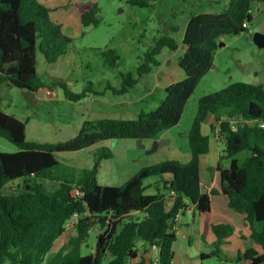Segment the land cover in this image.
Returning <instances> with one entry per match:
<instances>
[{"label": "trees", "instance_id": "trees-1", "mask_svg": "<svg viewBox=\"0 0 264 264\" xmlns=\"http://www.w3.org/2000/svg\"><path fill=\"white\" fill-rule=\"evenodd\" d=\"M254 3L264 0H231L224 13L192 16L183 38L186 52L179 59L185 79L168 86L159 107L142 112L138 119L86 121L75 138L40 144L27 140V122L0 110V139L5 138L19 148L15 153H0V264H131L140 257L143 247L145 251L148 248L155 251L150 264H174L177 219L191 206L205 218L206 228H211L217 237L210 252L201 253L202 262L264 264L262 87L234 83L201 98L189 132L190 162L166 161L144 167L123 186L99 183L101 159L92 169L76 174L55 157L56 153L82 151L107 140H157L177 126L200 81L213 68L221 40L249 31L243 25L252 21ZM93 4L91 11L80 15L84 27H97L101 23L97 1ZM129 4L145 9L151 7V0H129ZM50 13L39 0H0V85L7 83L34 94L51 88L38 74L37 51L47 63L56 64L67 53L71 39ZM166 49L172 52L179 49L178 41L170 34L158 39L152 51L146 53L137 76L121 75V87L111 88L114 94L129 93L141 78L161 65L158 57ZM101 54L110 67L117 66L120 57L115 50H104ZM58 85L72 102L84 100L89 93L104 94L93 87L74 93L66 84ZM211 119L216 124L211 126L212 131L217 129V123L221 127L225 144L221 161L229 160L230 166L226 169L218 166L220 188H213L210 195L227 196L229 208L251 227V238L262 247V253L248 249L229 260L222 246L234 229L229 223H211L212 201L202 190L200 174L201 157L210 151V137L203 134L202 128ZM238 120L242 124L234 127ZM242 153L246 154L244 159L239 158ZM110 157L103 155L106 159ZM153 177L157 182L145 186V181ZM18 181L25 183L24 192L3 194L7 185ZM48 182L57 184V189L50 191ZM152 187L157 193L146 194ZM74 217H78L76 235L50 255ZM96 225L102 229L96 250L94 254L83 255L82 247ZM139 264L146 261L142 259Z\"/></svg>", "mask_w": 264, "mask_h": 264}, {"label": "rangeland", "instance_id": "rangeland-1", "mask_svg": "<svg viewBox=\"0 0 264 264\" xmlns=\"http://www.w3.org/2000/svg\"><path fill=\"white\" fill-rule=\"evenodd\" d=\"M95 1L100 8L101 23L97 27H84L75 5ZM230 1L151 0V7L142 9L130 5L129 0H39L51 10L52 20L62 26L64 34L71 39V44L67 53L56 64L47 63L44 55L37 51L38 74L43 82L51 86L44 91V96L4 83L0 85V110L27 122V140L40 144H57L71 140L78 135L86 121L103 118L138 119L142 111L157 109L165 99L164 90L157 83V68L141 78L138 84L123 96L113 92V89L121 87V75L132 73L137 76V69L144 62L146 53L152 51L156 41L166 34L178 41L179 49L176 52L166 49L158 59L163 62L166 56L170 55L174 57V66L178 67V59L184 55L183 38L189 19L194 15L224 13L229 9ZM251 10L249 31L240 35H227L221 40L215 53L213 68L200 81L186 105L180 123L169 129L168 133H163L158 140H107L82 151L56 153V159L75 170L76 174L92 169L96 161L101 159L98 181L107 186H123L144 167L166 161L189 163V132L201 98L234 83L264 89V49L254 42L256 33L264 35V3H254ZM110 49L115 50L120 57L116 67H110L101 54L102 51ZM181 72L185 78L184 72ZM60 83L66 84L74 93H81L84 89L93 87L95 91L104 94L95 96L89 93L84 100L72 102L65 98L62 87L58 85ZM126 109L130 111L125 112ZM217 124L216 135L221 139V127ZM240 124L242 122L238 120L234 122V127ZM203 133L213 138L210 124L203 125ZM18 151L17 146L5 138L0 139V153ZM104 154L111 157L103 158ZM245 155L242 153L239 158L244 159ZM156 182L157 178H149L145 181V186ZM46 186L50 191L58 187L51 182L46 183ZM217 186L219 188V184ZM24 189L25 183L18 181L7 185L3 194L17 195L24 192ZM156 193L155 187L146 191L148 195ZM210 197L212 201L213 196ZM219 206V201L215 200V211H218ZM225 210L229 212L228 217L237 234L241 217L228 206ZM179 220L182 224L190 225L194 232L195 239L187 254L190 260L186 262L183 256L185 249L182 247L187 240V236L184 237L186 226H180ZM77 221L78 217H74L70 222L62 242H67L76 235ZM176 228L180 234V242L175 245L177 253L174 264H210L212 260H200L201 253H209L210 247L201 244L200 236L197 238L202 226L193 222L191 214L182 218L180 216ZM101 231L99 225L90 230L89 237L82 247L83 255L94 254L97 237ZM206 239H214L213 234L208 232ZM55 245L50 255L58 252V242ZM138 247L140 248V244ZM224 249L228 258L236 253L233 246L228 245Z\"/></svg>", "mask_w": 264, "mask_h": 264}, {"label": "crops", "instance_id": "crops-1", "mask_svg": "<svg viewBox=\"0 0 264 264\" xmlns=\"http://www.w3.org/2000/svg\"><path fill=\"white\" fill-rule=\"evenodd\" d=\"M184 53L186 52V47L183 48ZM178 65H179V59H178ZM181 68L178 66H174V57L168 55L166 56V58L164 59V61H161V65L159 67H157V83L158 86H160L165 93V89L177 82H180L182 80H184V75L181 72ZM185 74V73H184ZM102 110V108H101ZM129 109H126L125 112H129ZM144 112V111H142ZM141 112V113H142ZM140 113V114H141ZM139 114V115H140ZM103 119H112V118H103ZM102 120V119H101ZM210 124V129L212 125H216L215 124V120L211 119L210 122L208 123ZM212 131V129H211ZM169 131L167 130V132L164 133H168ZM202 132H203V128H202ZM217 129H215V131H212V139L211 136L210 137V151L208 154L204 155L201 157V161H200V174H201V178H202V190L205 193H210V191L214 188L219 190L217 184H219V173L217 171L218 166H222L223 168H229L230 166V162L229 160H222V153L225 149V144L222 140V138H218L216 135ZM158 140V139H157ZM220 185V184H219ZM214 198V199H213ZM215 200H218L220 203L219 209H217L218 211H215L214 209V202ZM228 206V198L227 196L223 195V194H217L216 196L212 197V212H213V218L211 223L216 225V224H220V223H229L232 225L233 229H234V233L233 235L226 239L225 243L222 246V251L225 253V246H233L236 250V253H234V255H232L231 257H229L230 259L236 257L239 253H243L244 251L248 250V249H255L256 251H258L259 253L263 252V249L260 245H258L252 238V230L251 227L249 225H247L244 221V218L241 217L239 214V216L241 217L239 222L241 223V226L239 227V231L236 234L235 232V226L232 223V221L230 220V217H228L229 212L226 211L225 209H227ZM229 207V206H228ZM232 210V209H231ZM186 214H191L192 216V220L193 222H197V224H200V227L202 226V230L200 233H198L197 238H201V244L204 243L206 244L207 247H210V245H212L214 242H216L217 237L215 235V233L213 232V230L211 228H206V224H205V218L198 215L195 211L194 206H191L189 208V210L187 211ZM185 214V215H186ZM185 215H182V217H184ZM178 224L180 226L184 225L186 226V230H185V235L184 237L187 236V240L184 244V246H182L185 249V253H184V259L185 262L190 260V258L188 257V252L189 249L191 248L193 241H194V232L193 229L190 225L188 224H182L181 220H179ZM258 229V226H257ZM260 229V228H259ZM212 233L214 239L212 240H208L206 239V235L207 233ZM179 232H178V239L177 242L175 243V245L178 243L179 244ZM65 236V234H64ZM61 237L57 242H58V251L68 242H62L61 239L64 238ZM211 241V242H209ZM56 242V243H57ZM61 242V244H59ZM55 243V244H56ZM56 247V245L54 246V248ZM175 249V253H177L176 250V246L174 247ZM154 250H150L149 248L146 249V251L144 250V247L140 249V257L136 260L131 261V264H139V262L144 259L146 261V264H150L151 259L154 260L155 258V252H153ZM203 253V252H202ZM226 255V253H225ZM228 257V256H227ZM176 259V256H175ZM229 259V260H230ZM213 261V260H212ZM210 264H216V260L215 262H212ZM186 264V263H185Z\"/></svg>", "mask_w": 264, "mask_h": 264}, {"label": "water", "instance_id": "water-1", "mask_svg": "<svg viewBox=\"0 0 264 264\" xmlns=\"http://www.w3.org/2000/svg\"><path fill=\"white\" fill-rule=\"evenodd\" d=\"M93 2H87V3H77L75 5V8L77 9L78 13L80 15H83L93 9ZM254 42L257 44V46L261 49H264V35L261 33H256L254 35ZM220 46H223V44H220ZM38 96H44V91H39ZM157 148V142H155L154 150Z\"/></svg>", "mask_w": 264, "mask_h": 264}, {"label": "built area", "instance_id": "built-area-1", "mask_svg": "<svg viewBox=\"0 0 264 264\" xmlns=\"http://www.w3.org/2000/svg\"><path fill=\"white\" fill-rule=\"evenodd\" d=\"M243 27L244 28H249L248 25H247V23H244ZM261 127H264V124H262Z\"/></svg>", "mask_w": 264, "mask_h": 264}]
</instances>
